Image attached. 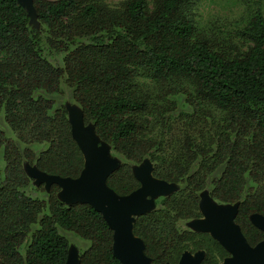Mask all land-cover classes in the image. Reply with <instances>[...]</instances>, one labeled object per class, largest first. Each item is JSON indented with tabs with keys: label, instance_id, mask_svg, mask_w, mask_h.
<instances>
[{
	"label": "trees",
	"instance_id": "trees-1",
	"mask_svg": "<svg viewBox=\"0 0 264 264\" xmlns=\"http://www.w3.org/2000/svg\"><path fill=\"white\" fill-rule=\"evenodd\" d=\"M196 2L32 0L34 28L17 0H0V264H66L63 233L89 242L80 264H120L99 213L61 202L56 185L34 195L40 187L24 171L25 163L60 177L83 170L62 86L121 159L109 188L136 190L132 166L145 159L155 178L178 186L133 225L153 263L177 264L186 251H205L202 264L227 256L208 234L182 227L201 216L204 190L239 204L235 222L251 246L264 239L249 222L264 215V16L252 15L239 32L246 48L233 55L198 29Z\"/></svg>",
	"mask_w": 264,
	"mask_h": 264
},
{
	"label": "water",
	"instance_id": "water-1",
	"mask_svg": "<svg viewBox=\"0 0 264 264\" xmlns=\"http://www.w3.org/2000/svg\"><path fill=\"white\" fill-rule=\"evenodd\" d=\"M27 11L30 24L38 28L32 0H17ZM71 136L84 160L83 170L77 178L48 175L28 163L25 174L36 186L43 185L49 191L52 185L60 189L58 199L66 205L87 204L99 213L112 232V255L120 264H155L145 254V244L133 233L137 217L156 208V199L166 197L178 190L153 176V165L149 159L132 166V173L139 187L128 195H118L107 185L108 177L118 169L120 162L109 154L110 146L96 135L93 125L85 124L82 110L67 107ZM200 218L191 220L186 226L196 233H206L228 254L220 264H264V239L251 246L235 222L239 204H218L204 190L199 195ZM249 222L264 233V215L254 213ZM203 250L184 252L178 264H202ZM66 264H80L75 248H69ZM170 264V263H165Z\"/></svg>",
	"mask_w": 264,
	"mask_h": 264
},
{
	"label": "rangeland",
	"instance_id": "rangeland-1",
	"mask_svg": "<svg viewBox=\"0 0 264 264\" xmlns=\"http://www.w3.org/2000/svg\"><path fill=\"white\" fill-rule=\"evenodd\" d=\"M104 1L110 7H119V5L125 0ZM258 10L264 16V0H197L194 9V22L199 30H206L210 34L219 36L223 41L224 49L230 51V54L235 55L241 52V50H245L247 45L240 38L239 32L246 26L249 19ZM47 57L52 64L57 66L61 65L60 55H47ZM61 89L64 91V95H62V98L60 97L59 102L63 103V105L67 107L78 108L79 106L73 102L68 89L65 86H62ZM180 125V120H174L173 125H169L171 126L169 134L174 135L177 133ZM109 154L112 158L118 159L121 164V159L113 152L112 148H110ZM2 165L3 163L0 161V167ZM31 180L33 188L40 187L34 184L33 179ZM31 193L33 194L34 192L32 191ZM34 195L43 198L44 194L41 193V187ZM160 198L163 197H159L155 201H158ZM182 227H186L190 231H193L188 228L186 224H183ZM63 235L69 241V248H75L78 251V254L81 249L83 250L89 245L88 241L80 239L75 234L63 233Z\"/></svg>",
	"mask_w": 264,
	"mask_h": 264
},
{
	"label": "flooded vegetation",
	"instance_id": "flooded-vegetation-1",
	"mask_svg": "<svg viewBox=\"0 0 264 264\" xmlns=\"http://www.w3.org/2000/svg\"><path fill=\"white\" fill-rule=\"evenodd\" d=\"M200 217H201V216H200ZM200 217H199V218H200ZM197 219H198V218H197ZM204 252H205V251H204ZM227 256H228V254H227ZM227 256H226V257H227ZM226 257H225V258H226ZM204 258H205V257H204ZM222 261H223V260H222ZM222 261H221V262H222ZM221 262H220V263H221ZM202 263H203V262H202ZM220 263H219V264H220ZM177 264H178V263H177Z\"/></svg>",
	"mask_w": 264,
	"mask_h": 264
}]
</instances>
